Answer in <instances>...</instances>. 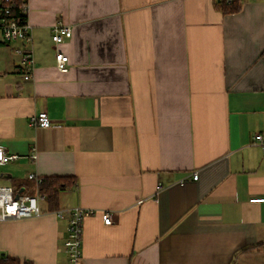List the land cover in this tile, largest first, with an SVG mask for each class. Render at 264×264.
I'll list each match as a JSON object with an SVG mask.
<instances>
[{"label": "crops", "instance_id": "obj_1", "mask_svg": "<svg viewBox=\"0 0 264 264\" xmlns=\"http://www.w3.org/2000/svg\"><path fill=\"white\" fill-rule=\"evenodd\" d=\"M240 1L28 0L30 80L21 41H0V147L19 155L0 186L67 177L58 207L95 210L83 264H264V0ZM58 18L73 36L56 45ZM40 111L51 126L29 125ZM41 207L1 223L0 258L67 263L68 221Z\"/></svg>", "mask_w": 264, "mask_h": 264}, {"label": "built area", "instance_id": "obj_2", "mask_svg": "<svg viewBox=\"0 0 264 264\" xmlns=\"http://www.w3.org/2000/svg\"><path fill=\"white\" fill-rule=\"evenodd\" d=\"M14 7V11H13ZM28 0H0V41L9 44L12 41H21V44L14 48L15 53L20 56L19 67L23 78L30 80L33 78L35 69V58L33 55V36L31 26L28 22ZM17 12L25 16L21 18ZM73 36V28L58 18L52 26V40L56 45L65 42ZM56 67L61 72L70 69V57L61 49H56ZM29 125L32 127H49L52 119L47 111L33 113L29 118ZM252 142L264 148V133H256ZM36 157V153L32 154ZM19 157L16 153H8L0 147V164L15 160ZM30 179H35L37 187L42 184L43 177L29 174ZM199 174L193 173V179L197 180ZM162 183L156 185V191L162 190ZM46 195L36 192L35 194L15 193L11 185L0 186V225L7 219H19L40 216L44 213L41 207V200ZM252 202H262L264 197H253ZM139 202H142L139 201ZM58 218H66L67 237L65 249L67 252L66 264H83V230L86 217L95 213L90 207L74 206L71 208H58L53 211ZM103 221L105 224H112L113 217L108 211H103ZM260 251L264 253V244Z\"/></svg>", "mask_w": 264, "mask_h": 264}, {"label": "trees", "instance_id": "obj_3", "mask_svg": "<svg viewBox=\"0 0 264 264\" xmlns=\"http://www.w3.org/2000/svg\"><path fill=\"white\" fill-rule=\"evenodd\" d=\"M20 1V0H19ZM218 5L220 6L221 10L225 13H236L241 9V1L240 0H217ZM14 11V7H13ZM21 18H25L22 14L17 12ZM69 182L67 177L62 176H49L44 177L42 184L38 188V192L41 195H46L45 200L48 203V207L51 210L58 209L59 205V193L61 190L67 188ZM4 258V257H3ZM0 264H21L18 259L8 258L2 259L0 258ZM26 264H29L26 263Z\"/></svg>", "mask_w": 264, "mask_h": 264}]
</instances>
